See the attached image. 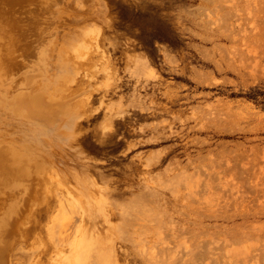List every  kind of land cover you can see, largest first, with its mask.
<instances>
[{
  "label": "rangeland",
  "instance_id": "374dc122",
  "mask_svg": "<svg viewBox=\"0 0 264 264\" xmlns=\"http://www.w3.org/2000/svg\"><path fill=\"white\" fill-rule=\"evenodd\" d=\"M52 3L0 78V264H264V0Z\"/></svg>",
  "mask_w": 264,
  "mask_h": 264
},
{
  "label": "bare ground",
  "instance_id": "6f19581e",
  "mask_svg": "<svg viewBox=\"0 0 264 264\" xmlns=\"http://www.w3.org/2000/svg\"><path fill=\"white\" fill-rule=\"evenodd\" d=\"M77 2V1H76ZM56 3V2H55ZM57 4V3H56ZM79 5V4H78ZM82 5V4H81ZM54 6V4L52 3V0H0V78H3V77H5L6 76V74L7 73H9L10 72V70L12 69V67H13V65H14V62H15V57H14V52L15 51H17V52H19L20 54H22L23 56H24V59H25V62L26 63H28V64H34L35 63V61H36V59H37V56L38 55H40V53H44L45 52V50H46V45H47V34H48V31H49V29L51 28L52 29V20H51V18H50V15H49V13H50V10H51V8ZM56 7H60L59 5H57ZM55 7V8H56ZM63 7V6H62ZM65 8V7H64ZM57 9V8H56ZM59 9V8H58ZM63 10V9H62ZM61 10V11H62ZM58 12H59V10H58ZM54 14V13H53ZM58 14H60V13H58ZM61 15V14H60ZM58 16V15H57ZM56 17V16H55ZM59 18V17H58ZM69 18V17H68ZM55 19V18H54ZM60 21V20H59ZM59 21H57V22H59ZM61 22H59V24H60ZM55 25L56 24H58V23H54ZM55 26H53V28H54ZM58 27H60V26H58ZM71 28V27H70ZM58 29V28H57ZM54 30V29H53ZM64 30V29H63ZM62 30V31H63ZM58 37V36H57ZM61 42V41H60ZM60 44V43H59ZM62 44V43H61ZM74 44V43H73ZM53 47V46H52ZM55 47V46H54ZM56 50H54L53 52H55ZM75 51V50H74ZM16 54V53H15ZM46 54V53H45ZM78 54V53H77ZM53 56V55H52ZM43 59V58H42ZM41 62V64H42V62L43 61H40ZM36 64V63H35ZM45 64V63H44ZM21 66V65H20ZM56 66V65H55ZM25 67V66H24ZM58 67V66H57ZM72 67V66H71ZM42 68V67H41ZM54 68H56V67H54ZM63 69H64V67H62ZM58 69V68H57ZM52 70H53V68H52ZM55 70V69H54ZM59 70H60V67H59ZM64 71V70H63ZM15 72V71H14ZM61 72V71H60ZM16 73V72H15ZM51 73V72H50ZM25 74V73H24ZM55 74H57V73H55ZM18 75H19V73H18ZM27 75V74H26ZM50 76V75H49ZM59 76V74L57 75V76H54V77H58ZM15 77H17V76H15ZM14 77V78H15ZM20 77V76H19ZM18 77V78H19ZM41 77V76H40ZM71 77V76H70ZM24 78V77H23ZM66 78V77H65ZM58 79V78H57ZM31 80V79H30ZM60 80V79H59ZM53 81H55V80H53ZM67 81V80H66ZM20 82V81H19ZM42 82V81H41ZM64 82H65V80H64ZM6 83H8V82H6ZM6 83H5V85H6ZM9 83H12V81H9ZM21 83V82H20ZM43 83V82H42ZM69 83V82H68ZM67 83V84H68ZM15 84H17V83H15ZM14 84V85H15ZM24 84V83H23ZM27 84L28 83H26V86H27ZM64 84V83H63ZM19 85H21V84H19ZM1 86V85H0ZM7 87H8V85H6ZM5 86V87H6ZM64 86V85H63ZM30 87V86H29ZM10 88V87H9ZM18 88V87H17ZM21 89H27L25 86L23 87V85H22V87H20ZM44 88V87H43ZM58 88V87H57ZM64 88V87H63ZM55 89V88H54ZM65 89V91H66V88H64ZM4 90H6L5 88H4ZM7 90H9V89H7ZM13 90V89H12ZM48 90V89H47ZM19 91V90H18ZM21 91V90H20ZM24 91V90H23ZM27 91V90H26ZM29 91V90H28ZM12 93H13V91H11ZM10 92V93H11ZM2 92H1V88H0V94H1ZM14 93H15V91H14ZM13 93V94H14ZM17 93V92H16ZM25 93V92H24ZM23 92H22V94H24ZM18 94H20V92L19 93H17V95ZM26 94H27V92H26ZM29 94V93H28ZM29 95H32V93H30ZM5 96H6V94H5ZM60 96V95H59ZM58 96V97H59ZM19 97H21V94H20V96ZM19 97H17V99L19 98ZM30 97H32V96H30ZM49 97V96H48ZM7 98V97H6ZM22 98H26L25 96H23ZM22 98L20 99V100H22ZM29 98V97H28ZM27 98V99H28ZM2 100H0V101H3V100H5L4 98H1ZM31 99V98H30ZM33 99V98H32ZM31 99V100H32ZM29 100V99H28ZM53 100H55V99H53ZM66 100V99H65ZM13 101V100H12ZM29 102V101H28ZM32 102V101H31ZM6 103V102H5ZM10 103H12L13 104V102H10ZM1 104V103H0ZM12 104H8V105H12ZM26 104V103H25ZM42 104V103H41ZM14 105H15V103H14ZM13 105V106H14ZM17 105V104H16ZM45 105V104H44ZM6 106V105H5ZM12 106V107H13ZM2 107H4V104H3V106ZM9 107H11V106H9ZM11 107V108H12ZM20 107V106H19ZM5 108V107H4ZM7 108V107H6ZM5 108V109H6ZM22 108L23 107H21V110H22ZM3 109V108H2ZM8 109V108H7ZM6 109V111H8ZM15 109V108H14ZM18 110V109H17ZM21 110H19V111H21ZM24 110V109H23ZM26 110H27V108H26ZM10 111V110H9ZM54 111V110H53ZM67 111V110H66ZM22 113H23V111H21ZM20 112V113H21ZM29 112H32V111H29ZM12 114V113H11ZM8 115H10V113L9 112H5V110L3 109V110H0V118H1V123H2V121L4 120V121H6L7 120V116ZM28 115V114H27ZM50 115V114H49ZM2 116H5V119H4V117H2ZM14 116V115H13ZM16 116V115H15ZM22 116H23V114H22ZM21 116V117H22ZM30 116V115H29ZM56 116V115H55ZM24 117V116H23ZM31 117V116H30ZM30 117H28V118H30ZM35 117V116H34ZM8 118H11V117H8ZM26 118V117H25ZM46 118V117H45ZM12 119H14V118H12ZM11 120V119H10ZM9 120V121H10ZM18 120H20V119H18ZM18 120H15V121H18ZM36 120H39L38 118H36ZM14 121V122H15ZM31 121V120H30ZM33 121V120H32ZM31 121V122H32ZM59 121V120H58ZM66 121H68V120H66ZM13 122V121H12ZM20 122V121H19ZM23 122V121H22ZM22 122H20L21 124L20 125H22ZM39 122V121H38ZM44 122V121H43ZM16 123V122H15ZM36 123V122H35ZM35 123L33 124V125H35ZM61 123V122H60ZM5 124V123H4ZM28 124V123H27ZM37 124V123H36ZM1 125V124H0ZM3 125V124H2ZM1 125V126H2ZM10 125V124H9ZM30 125V124H29ZM47 125V124H46ZM4 126H7V125H4ZM11 126V129H12V126H14L13 125V123H12V125H10ZM9 126V127H10ZM26 126V125H25ZM24 126V128H26ZM37 126V125H36ZM52 126V125H51ZM21 127L22 126H18V130H19V128L21 129ZM29 127V126H28ZM26 128V134H28L29 132H31V131H29V128ZM31 127H32V125H31ZM34 127V126H33ZM49 127V126H48ZM55 127V126H54ZM14 128H16V127H14ZM35 128V127H34ZM37 128V127H36ZM38 128H39V126H38ZM50 128V127H49ZM63 128V127H62ZM3 129V127L1 128V130ZM5 129V128H4ZM23 129V128H22ZM42 129H43V127H42ZM17 130V131H18ZM29 132H28V131ZM36 130V129H35ZM53 130V129H52ZM57 130V129H56ZM4 131V130H3ZM5 131L7 132L8 130H6L5 129ZM11 131V130H10ZM12 131L14 132V130L12 129ZM11 131V132H12ZM16 130H15V132H17ZM20 131H21V133H23L22 132V130H19V132H17L18 133V135L20 134ZM59 131V130H58ZM67 131V130H66ZM9 132V131H8ZM7 132V133H8ZM28 132V133H27ZM34 134H32L33 135V137H34V135L35 136H38L39 135V133H35V132H33ZM51 133V132H50ZM54 133V132H53ZM52 133V134H53ZM11 134V133H10ZM25 134V133H24ZM24 134H20V135H23V136H25ZM30 134V133H29ZM41 134V133H40ZM56 134V133H55ZM8 135V137H9V133L7 134ZM7 135H5V136H7ZM19 135V136H20ZM31 135V134H30ZM51 135V134H50ZM12 136H15V135H12L11 134V136L10 137H12ZM40 136V135H39ZM54 136V135H53ZM58 136V135H57ZM0 137H1V139H3L4 138V136H1V131H0ZM32 137V136H31ZM29 135H28V138L30 139L31 138ZM50 137V139H51V136H49ZM13 138H15V137H13ZM13 138H12V141L14 142L15 140H13ZM35 139H36V137H34ZM39 137H37V139H38ZM46 138V137H45ZM5 140H6V138H4ZM10 139V138H9ZM16 139V138H15ZM18 139V138H17ZM16 139V140H17ZM21 139H23V138H21ZM20 139V141H22ZM31 139H33V138H31ZM56 139H58V138H56ZM5 140H3V142L5 141ZM24 140V139H23ZM11 141V142H12ZM20 141H18V145L19 144H21L20 143ZM27 141V140H26ZM49 141V140H48ZM47 141V142H48ZM23 142L24 141H22V144H23ZM33 142H36V140H34ZM38 142H39V144H38V148H39V145H40V142L42 143V141H40L39 139H38ZM0 143H2L1 141H0ZM27 143H30V142H27ZM53 143V142H52ZM54 143H55V141H54ZM8 144H10V143H8ZM12 144V143H11ZM21 144V145H22ZM61 144V143H60ZM6 145H7V143H6ZM16 142H14V147H15V149L17 148L16 146ZM17 145V146H18ZM24 145H26V143L24 144ZM45 145V144H44ZM5 146V145H4ZM8 146H10V145H7V146H5V147H7V148H0V174H2L3 176H5V178L6 177H9V175H13L14 173H16L17 174V172H19L18 174H23L24 172L23 171H25V169H24V167H20V164L24 161L23 160V157H22V159H21V157L19 158V161H20V159H21V162L20 163H18L19 164V167H17V165H16V169L18 170L19 168L20 169H23V171L22 170H20V171H22L23 173H20V171L18 170V171H15L14 170V154H13V152L11 151L12 149H11V147H10V149L11 150H9L8 149ZM13 146V145H12ZM20 146V145H19ZM19 146H18V148H19ZM25 147V146H24ZM23 147V148H24ZM27 147V149H28V146H26ZM46 147H47V145H46ZM17 148V149H18ZM23 148H21V150L23 149ZM14 149V148H13ZM25 149V148H24ZM19 150V149H18ZM20 150V151H21ZM15 151H17V150H15ZM25 151V150H24ZM23 151V152H24ZM22 152V151H21ZM26 152V151H25ZM25 152H24V154H25ZM19 154V153H18ZM29 154V153H28ZM28 154H26V155H28ZM21 155V154H20ZM31 155V154H30ZM22 156H23V154H22ZM33 156V155H32ZM52 156V155H51ZM16 157V156H15ZM19 157V156H18ZM27 156H25L24 158H26ZM28 158L30 159V157H29V155H28ZM33 158V157H32ZM48 158V157H47ZM54 158V157H53ZM27 159V158H26ZM34 160V159H33ZM43 160V159H42ZM16 161H18L17 159H16ZM26 161H30V163H31V161L32 160H26ZM25 161V162H26ZM35 162V161H34ZM37 162H38V160H37ZM45 162V161H44ZM39 163V162H38ZM41 163V162H40ZM55 163H56V161H55ZM26 164V163H25ZM24 164V165H25ZM47 164V163H46ZM50 164V163H49ZM57 164V163H56ZM23 165V164H22ZM21 165V166H22ZM27 165V164H26ZM25 165V166H26ZM45 165V164H44ZM43 165V166H44ZM27 166H30V165H27ZM36 166V165H35ZM42 166V167H43ZM52 166V165H51ZM40 166H38V168H39ZM26 169L27 168H29V167H25ZM49 168V167H48ZM31 169H32V167H30V169H29V171H31ZM39 169H41L42 170V168H39ZM38 169V170H39ZM44 169V168H43ZM15 171V172H14ZM27 171V170H26ZM35 172V171H34ZM39 172H40V170H39ZM45 172V171H44ZM52 172V171H51ZM25 174V173H24ZM24 174H23V177H24ZM26 174H28V173H26ZM52 175V174H51ZM1 176V175H0ZM17 176H19V175H17ZM28 176V175H27ZM27 176H25V178L27 177ZM45 176V175H44ZM50 176V175H49ZM34 177V176H33ZM10 178V177H9ZM17 178V177H16ZM29 178V177H28ZM37 178V177H36ZM4 179V178H3ZM7 179V178H6ZM13 179H15V178H13ZM22 179V178H21ZM24 179V178H23ZM49 179H50V177H49ZM55 179V178H54ZM18 180V179H17ZM41 180L43 181V179L41 178ZM16 181V180H15ZM26 181H28V180H25V182ZM50 181H51V179H50ZM0 182H1V180H0ZM4 182V181H3ZM7 182H10V181H8L7 180ZM13 182H14V180H13ZM22 182V181H21ZM24 182V181H23ZM56 182H57V180H56ZM2 183V182H1ZM0 183V184H1ZM6 184V183H5ZM9 184V183H8ZM19 184V183H18ZM63 184V183H62ZM12 185V184H11ZM24 185V184H23ZM2 186V185H1ZM0 186V187H1ZM13 186V185H12ZM15 186V185H14ZM24 186H26V185H24ZM57 186V185H56ZM59 186V185H58ZM16 187V186H15ZM19 187V186H18ZM21 187V186H20ZM2 188V187H1ZM28 188V187H27ZM59 188H60V186H59ZM58 188V189H59ZM23 189V188H22ZM22 189H20V190H22ZM63 189V188H62ZM15 190V189H14ZM13 190V191H14ZM17 190V189H16ZM24 190V189H23ZM23 190L22 191H19V192H23ZM29 190V189H28ZM36 190H38V189H36ZM44 190V189H43ZM67 190V192L68 193H70L69 192V190L68 189H66ZM27 191V190H26ZM57 192V191H56ZM55 192V193H56ZM66 192V194H68ZM13 193H15V191L13 192ZM12 193V194H13ZM37 193V192H36ZM17 194V193H16ZM15 194V195H16ZM18 195L19 194H17V198H18ZM35 195V194H34ZM59 195V194H58ZM62 195H63V193H62ZM70 195V194H69ZM69 195H67V196H69ZM21 196V195H20ZM15 197V198H16ZM24 197H26V195L24 196ZM24 197H23V199H24ZM38 197L36 196V199H37ZM62 198H64V197H62ZM22 199V198H21ZM20 199V200H21ZM25 199H28L27 197L25 198ZM24 199V200H25ZM66 199V198H65ZM18 200V199H17ZM23 200V201H24ZM2 199H1V196H0V210H1V205H2ZM16 202H18V201H16ZM15 202V203H16ZM25 202V201H24ZM11 203V202H10ZM13 203V202H12ZM19 203V202H18ZM8 204V203H7ZM21 204H23L22 202H21ZM65 204H67V203H65ZM35 205V204H34ZM8 206H10L9 204H8ZM60 206V205H59ZM64 206V205H63ZM63 206H61V207H63ZM16 207H18V206H16ZM65 207V206H64ZM63 207V208H64ZM68 207V206H67ZM66 209V208H65ZM11 210V209H10ZM66 210H68V209H66ZM66 210H64L65 212H67ZM60 211V210H59ZM62 212L61 214H65V212ZM69 211V210H68ZM31 212V211H30ZM61 212V211H60ZM18 213V212H17ZM28 214V213H27ZM67 214V213H66ZM65 214V216H67ZM32 215V214H31ZM30 215V216H31ZM57 215H58V213H57ZM20 216V215H19ZM27 217H28V215H27ZM60 217V216H59ZM58 217V218H59ZM7 218H9V217H7ZM25 218V217H24ZM31 218V217H30ZM82 218V217H81ZM26 219V218H25ZM62 218L60 217V220H61ZM80 219V218H79ZM7 220H9V219H7ZM57 220H59V219H57ZM55 221V222H58V221ZM64 220V219H63ZM66 220H67V218H66ZM70 220V219H69ZM68 221V220H67ZM7 222V221H6ZM5 222V223H6ZM10 223H11V221H10ZM59 223L61 224V221H59ZM60 224L58 225V226H60ZM69 224H70V222H69ZM56 225V226H57ZM4 226V225H3ZM8 227V226H7ZM52 227V226H51ZM54 227V226H53ZM65 227H68V226H65ZM5 228V227H4ZM61 228V227H60ZM64 228H62V229H59V230H63ZM77 229V228H76ZM77 232V234L79 233L78 231H76ZM93 233V232H92ZM96 233V232H95ZM99 233H100V231H99ZM60 234H61V232H60ZM63 234V233H62ZM77 234H76V236H77ZM80 234V233H79ZM85 234H87V233H85ZM82 235H84V233L83 234H80L79 236H81V238H80V240L78 241V243H77V245L75 244V246L73 247V248H75L76 249V246H79L78 247V249L79 250H81L82 248L84 249V248H86V249H88L87 247H88V245H89V247H91V244H96V242H95V240H94V242L93 241H91L92 243H90V241H88V239H89V237L88 238H86L85 237V235H84V237H85V239L82 237ZM75 236V237H76ZM78 236V237H79ZM89 236V235H88ZM96 236V235H95ZM60 237H62V236H60ZM78 237H76V238H78ZM90 239L92 240L93 238H91L90 237ZM95 239H98V238H95ZM0 240H3V239H0ZM61 240V239H60ZM77 241V240H76ZM97 241V240H96ZM61 242H62V240L59 242V244L61 245ZM3 242H1V244H2ZM98 243V242H97ZM55 244H58V242H55ZM74 245V244H73ZM72 245V246H73ZM85 245H86V247H85ZM92 247H93V245H92ZM82 249V250H83ZM85 249V250H86ZM73 250V249H72ZM81 250V252H84V251H82ZM89 250V249H88ZM75 251H77V249L75 250ZM74 251V252H75ZM95 251V250H94ZM79 253H80V251H79ZM78 253V254H79ZM87 254H89L88 253V251H87ZM83 255H84V253H83ZM95 256H96V254H94ZM100 255V254H99ZM95 256H93V260H94V258H95ZM106 256L107 255H105V259H106ZM60 257V256H59ZM71 257V256H70ZM78 257V256H77ZM109 257V256H108ZM79 258V257H78ZM103 258V257H102ZM60 259V258H59ZM58 259V260H59ZM80 259V258H79ZM84 259H86L85 257H84ZM104 259V260H105ZM61 260V259H60ZM73 260V263L74 262H76L77 260H75L74 258L72 259ZM75 260V261H74ZM81 260V259H80ZM72 262V261H71ZM70 262V263H71ZM99 262V261H98ZM72 263V264H73ZM61 264V263H60ZM78 264V263H77Z\"/></svg>",
  "mask_w": 264,
  "mask_h": 264
}]
</instances>
